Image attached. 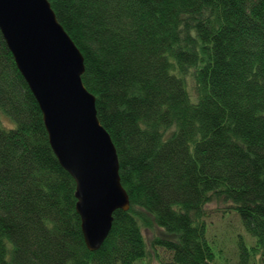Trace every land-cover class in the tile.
Here are the masks:
<instances>
[{"label": "trees", "instance_id": "obj_1", "mask_svg": "<svg viewBox=\"0 0 264 264\" xmlns=\"http://www.w3.org/2000/svg\"><path fill=\"white\" fill-rule=\"evenodd\" d=\"M48 2L83 56L130 207L88 250L74 180L0 32V264H137L156 248L161 264H229L206 235L219 198L250 240L234 264L253 263L264 248V0Z\"/></svg>", "mask_w": 264, "mask_h": 264}, {"label": "water", "instance_id": "obj_2", "mask_svg": "<svg viewBox=\"0 0 264 264\" xmlns=\"http://www.w3.org/2000/svg\"><path fill=\"white\" fill-rule=\"evenodd\" d=\"M48 0H0V32L42 114L50 146L75 183L76 213L88 250L127 211L115 146L82 82L84 59Z\"/></svg>", "mask_w": 264, "mask_h": 264}, {"label": "rangeland", "instance_id": "obj_3", "mask_svg": "<svg viewBox=\"0 0 264 264\" xmlns=\"http://www.w3.org/2000/svg\"><path fill=\"white\" fill-rule=\"evenodd\" d=\"M230 203L222 200V198L214 199L208 203L206 209L207 230L206 235L209 242L214 248L216 261L223 262L224 255L228 256V263L234 264L237 260L240 240L245 241L249 245V239L243 231L241 218L230 208ZM144 237L150 242L154 236L160 235L161 231L157 227L152 230L142 229ZM11 248V244H7ZM151 248V247H150ZM150 255L145 259L138 261L137 264H161L167 258L164 249H150ZM222 251L223 254L220 253ZM250 264H264V248L259 255Z\"/></svg>", "mask_w": 264, "mask_h": 264}]
</instances>
